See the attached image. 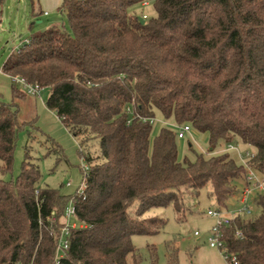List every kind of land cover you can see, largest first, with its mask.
Listing matches in <instances>:
<instances>
[{"label":"trees","instance_id":"16d2710c","mask_svg":"<svg viewBox=\"0 0 264 264\" xmlns=\"http://www.w3.org/2000/svg\"><path fill=\"white\" fill-rule=\"evenodd\" d=\"M145 2L155 17L130 14ZM59 9L71 32L54 26L32 35L3 66L49 89L47 108L87 162L76 205L84 227L71 232L59 264H141L133 238L159 235L168 224L153 210L172 207L183 222L204 190L225 210L246 185L247 165L264 175V0H64ZM28 96L14 84L12 102L0 103L2 175L13 170L27 125L19 102ZM128 106L208 134V153L190 146L181 160L176 132L127 125ZM230 144L254 157L242 163L225 149ZM40 179L28 153L16 180L0 179V264H55L71 196ZM223 240L240 264H264V195L255 197L253 215L224 228ZM149 251L159 264L156 246ZM167 256L178 264L175 239Z\"/></svg>","mask_w":264,"mask_h":264},{"label":"rangeland","instance_id":"374dc122","mask_svg":"<svg viewBox=\"0 0 264 264\" xmlns=\"http://www.w3.org/2000/svg\"><path fill=\"white\" fill-rule=\"evenodd\" d=\"M35 3L36 0L34 3L32 0H0V20L2 15L7 16V21L4 19L2 23L0 22V60L5 59L6 62L12 54L10 50L20 45L21 41L32 33L44 32L54 26L71 32L67 17L60 11V6H57L55 10L49 9L48 6H41V13ZM129 12L139 17L142 15H147L149 18L156 16L152 4L149 6L136 5ZM4 16L2 18H6ZM30 17L32 20L25 25L24 21L30 20ZM19 19L22 21V26L17 27L15 20L19 21ZM39 21L41 23L36 25L35 30L28 29L32 23ZM13 31L17 35L16 38ZM49 94V89H43L40 97L28 96L19 102L20 120L27 125L18 134L13 170L5 175L0 174V179L16 180L22 171L26 153H28L33 163L40 168L39 185L60 190L62 194L72 197L82 185L83 170L87 162L81 154L78 141L69 133L56 113L47 108L46 102ZM178 127L173 118L166 120L160 113H157L153 124V135H157L162 128H170L177 132ZM177 145L181 160L186 155H190V146L196 152L204 154L210 149L208 134L195 130L191 137L184 140L177 138ZM239 150L241 154L229 152L233 153L242 163L246 152H253L252 149L243 146H239ZM68 183L72 186L68 187ZM214 207L215 202L208 198L207 190H204L200 200L193 203L194 213L183 222L179 221L172 207L153 210L149 215L163 217L168 224L159 235L133 238V243L140 250L143 258L141 264H151L149 248L152 245L156 246L158 263L168 264L167 243L174 239L178 249V264H227L219 250L211 248L207 243L213 220L207 216L206 212ZM195 231H200L201 236L196 237ZM129 264L133 263L130 261Z\"/></svg>","mask_w":264,"mask_h":264},{"label":"built area","instance_id":"2783aa9c","mask_svg":"<svg viewBox=\"0 0 264 264\" xmlns=\"http://www.w3.org/2000/svg\"><path fill=\"white\" fill-rule=\"evenodd\" d=\"M144 6H149L147 2L143 4ZM47 15V14H46ZM144 19H147V15H143ZM26 41L25 43H28ZM14 84L20 86L29 96L40 97L42 89L39 86L33 85L26 81L21 76L11 77ZM127 113L130 115L127 125L137 121V122H149L150 124L155 123V119H146L142 116H139L134 110L133 106L127 107ZM193 127L190 124H183L178 127L176 132L178 139L184 140L192 136ZM227 151H234L238 154L242 152L239 150V147L234 144H230L226 148ZM254 154L246 152V157L242 158L243 162H247L249 159L253 158ZM84 180L82 185L78 189L75 196H72L67 204L64 214H63V227L58 240L57 246V255L55 259V264H59L60 260L64 258L70 247V235L73 230L81 229L84 227L82 223L77 220V209L76 205L80 197L85 196L87 189L86 185V176H87V166H85ZM68 187H71L72 184L68 183ZM258 194L264 195V175L255 170L252 166L247 165L246 173V185L242 186L238 195H236L230 204V207L225 210H219L216 208H209L206 212L207 216L213 220V225L209 230L207 237L208 245L219 250L222 254L224 260L227 264H240L238 257L231 253L228 248L225 246L223 240V230L224 228L230 227L235 220L241 217H249L254 213V199ZM74 221V222H73ZM194 235L196 237L201 236L200 231H195ZM237 237L241 236V233L237 231Z\"/></svg>","mask_w":264,"mask_h":264},{"label":"crops","instance_id":"0c3cea01","mask_svg":"<svg viewBox=\"0 0 264 264\" xmlns=\"http://www.w3.org/2000/svg\"><path fill=\"white\" fill-rule=\"evenodd\" d=\"M63 1L64 0H36L35 4H36V6L39 7L38 9H40V12L42 13L41 6L42 7L48 6V7H50L49 9L55 10V9H57L56 8L57 6H61ZM44 14L46 15L47 12H45ZM33 15H35V14H33ZM2 16H4V15H2ZM2 16H1V20H0L1 23L4 19L7 21V16H4L6 18H2ZM31 17H30V20L24 21L25 25H27L32 20ZM15 21H16L17 27L22 26V21L20 19H19V21H17V20H15ZM40 23H41V21L32 23L31 26L28 27V29L35 30L36 25H38ZM13 32H14V37L16 38L17 35H16L15 31H13ZM38 33H40V32H38ZM34 34H36V33H32L30 36L26 37L24 40L21 41L20 45L15 46L12 50H10V52L12 53L13 51L19 49L26 41H29L30 37ZM4 64H5V59H1L0 60V103H11L13 100V85H14V83L12 81L11 76H9L3 72Z\"/></svg>","mask_w":264,"mask_h":264},{"label":"water","instance_id":"95a60500","mask_svg":"<svg viewBox=\"0 0 264 264\" xmlns=\"http://www.w3.org/2000/svg\"><path fill=\"white\" fill-rule=\"evenodd\" d=\"M142 23H144V20L142 19Z\"/></svg>","mask_w":264,"mask_h":264}]
</instances>
